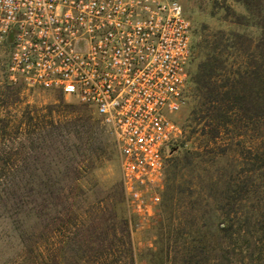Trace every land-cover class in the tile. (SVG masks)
Returning <instances> with one entry per match:
<instances>
[{"label": "rangeland", "instance_id": "rangeland-1", "mask_svg": "<svg viewBox=\"0 0 264 264\" xmlns=\"http://www.w3.org/2000/svg\"><path fill=\"white\" fill-rule=\"evenodd\" d=\"M179 1L192 21L197 45L213 40L219 31L240 33L253 46L263 38L264 0ZM206 53L204 48L196 51L192 72ZM9 55L8 46H0V139L2 151L15 155L7 167L17 172L23 188L31 183L36 189L46 174L52 205L59 202L56 191L63 190L65 221L75 222L76 214L87 228L94 222L93 214L101 217L107 211V225L119 227L116 239L110 236L104 249L96 246L87 251L83 230L67 225L60 234L51 211L47 264H217L227 245L218 230L224 218L219 205L229 182L249 184L247 212L264 210V170H256L255 160L257 151L264 150V126L238 123L229 134L205 146L206 138L194 130L199 126L191 113L198 99L190 88L187 105L176 116L183 135L168 154L163 206L152 220L137 224L128 212L119 149L96 116L61 93L11 83L6 70ZM38 115L54 121L45 143L39 141L35 126L27 124L29 117L36 124ZM13 120H17L15 130L7 128ZM111 212L118 215L115 220ZM2 213L0 264H33L35 254L23 249ZM122 219L127 225L121 227ZM33 222L31 217L27 226Z\"/></svg>", "mask_w": 264, "mask_h": 264}, {"label": "built area", "instance_id": "built-area-1", "mask_svg": "<svg viewBox=\"0 0 264 264\" xmlns=\"http://www.w3.org/2000/svg\"><path fill=\"white\" fill-rule=\"evenodd\" d=\"M193 24L179 0H0L8 79L90 110L120 152L130 218L162 205L168 154L183 135Z\"/></svg>", "mask_w": 264, "mask_h": 264}, {"label": "trees", "instance_id": "trees-1", "mask_svg": "<svg viewBox=\"0 0 264 264\" xmlns=\"http://www.w3.org/2000/svg\"><path fill=\"white\" fill-rule=\"evenodd\" d=\"M194 37L193 32L194 61L198 49L207 50L204 59L199 61L196 70L192 72L191 78V88L198 99L197 106L191 113L193 122L199 126L194 130L206 138L205 146L216 143L221 135L229 134L238 123L245 126L260 123L264 126V35L254 46L253 42H249L240 33L219 31L212 35L213 40L206 39L203 44L198 45ZM238 57L241 58L240 63L237 62ZM2 101L0 97V123L3 122ZM47 117L49 116L38 115L36 124H33L32 120L35 119L33 117H29L27 121L29 127L35 126L38 130V139L43 143L49 134L48 128L54 127V121ZM16 126L17 120H13L7 128L15 130ZM2 130L0 128V131ZM14 156L2 151L0 139V212H3L23 249L35 254L33 264H47L46 239L51 232V211H54L56 229L60 234L67 229V225L78 232L83 230L87 251L94 250L96 246L104 249L105 242L110 236L116 239L119 227L117 223L107 225V211H102L101 217L93 214L95 217L90 220L94 222L87 225V228L85 221L79 220L76 214H73V217L77 221H65L61 197L63 190L56 191L59 202L52 205L50 199L52 193L48 189L46 174L36 189L31 183L23 188L21 183L17 182V172L7 167ZM255 160L258 163L256 170L262 173L264 150L260 153L257 151ZM167 170L168 162L166 183ZM29 180L31 182V179ZM249 192V184L246 182L237 184L230 181L228 184L223 198L224 203L219 205L224 218L218 230V234L227 245L222 249L221 262L219 259L216 260L217 264H264V210L261 213L259 209L253 207L255 211L247 212L245 197ZM111 214L114 220L118 216L115 212ZM31 217L34 222L28 227ZM120 223L121 227L127 225V221L123 219Z\"/></svg>", "mask_w": 264, "mask_h": 264}]
</instances>
